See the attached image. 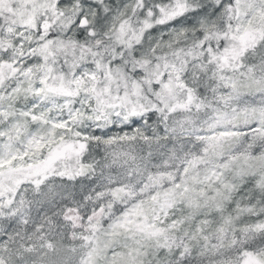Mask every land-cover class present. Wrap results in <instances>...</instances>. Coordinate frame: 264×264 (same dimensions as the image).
I'll return each instance as SVG.
<instances>
[{
	"label": "snow or ice",
	"instance_id": "6c2138e0",
	"mask_svg": "<svg viewBox=\"0 0 264 264\" xmlns=\"http://www.w3.org/2000/svg\"><path fill=\"white\" fill-rule=\"evenodd\" d=\"M0 264H264V0H0Z\"/></svg>",
	"mask_w": 264,
	"mask_h": 264
}]
</instances>
